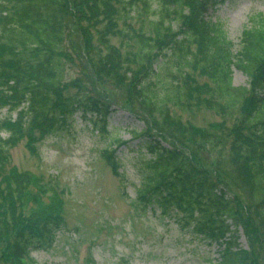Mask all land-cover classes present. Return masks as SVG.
<instances>
[{"label":"trees","instance_id":"1","mask_svg":"<svg viewBox=\"0 0 264 264\" xmlns=\"http://www.w3.org/2000/svg\"><path fill=\"white\" fill-rule=\"evenodd\" d=\"M225 1L0 0V264H34L30 254L51 248L65 227L56 186L17 170L10 150L25 140L36 151L77 113L103 131L114 111L110 94L86 93L80 80H65L73 61L66 48H78L74 32L93 82L110 79L132 112L144 116L143 128L130 132L139 141L129 150L136 152L135 195L143 210L159 212L191 236L223 243L221 264H264V15L249 18L235 48L210 17ZM115 35L135 39L139 49L122 54L110 42ZM233 68L248 77L247 87L233 86ZM193 73L209 82L197 83ZM170 105H201L222 116L208 128L226 129L214 139L228 149L205 165L193 149L209 131L182 122ZM113 144L103 156L117 175L114 153L126 143L115 136ZM240 227L248 248L233 251Z\"/></svg>","mask_w":264,"mask_h":264},{"label":"rangeland","instance_id":"2","mask_svg":"<svg viewBox=\"0 0 264 264\" xmlns=\"http://www.w3.org/2000/svg\"><path fill=\"white\" fill-rule=\"evenodd\" d=\"M136 6L140 8L141 3ZM257 13L264 15V0H226L210 17L212 22L217 19L222 24L236 48L242 31L251 26L249 18ZM127 21L136 29L141 26L136 19ZM117 23L120 30L124 28L122 20ZM147 27V21H144V31L148 33ZM70 37L80 49L66 48L73 61H67L65 80H80L86 93L104 91L110 94L114 111L103 131L100 125L95 126L77 113L67 125L46 134L37 144L36 151L28 150L25 140L10 150L12 166L41 179L47 188L56 186L64 201L65 227L56 234L51 248L30 254L34 264H221L219 253L224 248L223 243L191 236L157 215L159 212L152 215L141 207L135 195L140 184L134 158L136 152L129 150L139 141L138 138L132 139L130 132H139L143 128L145 121L141 117L144 116L139 109L132 112L121 88L110 79L98 84L93 82L79 35L74 32ZM109 38L122 54L135 53L139 49L135 39L128 41L119 35ZM193 75L197 83L209 82L204 76ZM232 84L247 87L249 79L233 68ZM170 108L182 122L209 131L205 132L209 138H196L194 149L189 144L205 165H210L228 149V145L222 143L216 146L214 139L226 129L208 128L212 123L221 122L222 116L201 105L186 110L171 105ZM4 112L5 109L0 110V114ZM231 124L230 121L225 125ZM115 136L126 143L114 153L119 167L117 175L112 173L103 156L107 147H116L113 144ZM230 229L234 230L233 227ZM232 242L235 243L233 251L248 248L249 241L241 227L233 234Z\"/></svg>","mask_w":264,"mask_h":264}]
</instances>
